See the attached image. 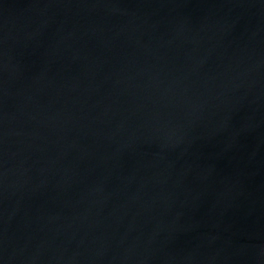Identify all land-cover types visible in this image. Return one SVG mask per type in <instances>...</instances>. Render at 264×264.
<instances>
[{
    "label": "water",
    "instance_id": "1",
    "mask_svg": "<svg viewBox=\"0 0 264 264\" xmlns=\"http://www.w3.org/2000/svg\"><path fill=\"white\" fill-rule=\"evenodd\" d=\"M0 264H264V0H0Z\"/></svg>",
    "mask_w": 264,
    "mask_h": 264
}]
</instances>
